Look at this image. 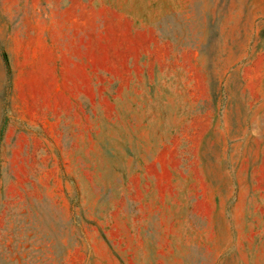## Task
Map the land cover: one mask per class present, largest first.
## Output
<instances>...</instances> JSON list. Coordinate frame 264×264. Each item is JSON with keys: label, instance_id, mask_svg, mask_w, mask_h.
<instances>
[{"label": "rangeland", "instance_id": "1", "mask_svg": "<svg viewBox=\"0 0 264 264\" xmlns=\"http://www.w3.org/2000/svg\"><path fill=\"white\" fill-rule=\"evenodd\" d=\"M102 12L104 107L34 90ZM0 264H264V0H0Z\"/></svg>", "mask_w": 264, "mask_h": 264}, {"label": "crops", "instance_id": "2", "mask_svg": "<svg viewBox=\"0 0 264 264\" xmlns=\"http://www.w3.org/2000/svg\"><path fill=\"white\" fill-rule=\"evenodd\" d=\"M55 29L49 25L47 35L39 38L38 53H35L31 65L33 76L36 77L33 89L36 91L57 90V84L51 87L52 78L57 76L58 65L64 66L67 70L66 76L69 78L70 90L85 93L80 98L79 104L96 108L98 111L99 108L104 107L106 92L103 12L101 20L96 17L84 23L79 19L73 22L70 43L67 47L62 35L64 31H60L61 40L57 41L53 35ZM58 51L62 53L66 51V62L58 55ZM42 80L43 83H41ZM46 81L49 82L48 88L45 87Z\"/></svg>", "mask_w": 264, "mask_h": 264}, {"label": "trees", "instance_id": "3", "mask_svg": "<svg viewBox=\"0 0 264 264\" xmlns=\"http://www.w3.org/2000/svg\"><path fill=\"white\" fill-rule=\"evenodd\" d=\"M4 60H5V63H6V65H7V68L10 69V67H9L8 57H7L6 54H4ZM9 74L11 75L10 71H9Z\"/></svg>", "mask_w": 264, "mask_h": 264}]
</instances>
